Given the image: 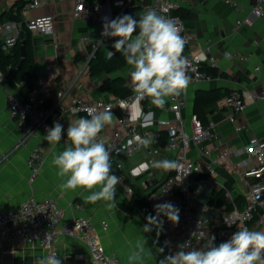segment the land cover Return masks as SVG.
<instances>
[{
	"label": "built area",
	"instance_id": "2783aa9c",
	"mask_svg": "<svg viewBox=\"0 0 264 264\" xmlns=\"http://www.w3.org/2000/svg\"><path fill=\"white\" fill-rule=\"evenodd\" d=\"M228 2L238 7L237 2ZM46 3L48 0H29L26 6L37 8ZM110 4L116 7V13L107 17L106 7ZM130 5L140 6L142 12L152 8L162 15L175 18L185 40L184 48L194 36L187 29L184 17L176 13L180 8L177 0H100L95 3L76 0L73 15L76 18L104 23L105 17L109 20L115 19ZM252 13L264 21V0H257ZM241 22L242 20H237V25ZM23 25L31 32L53 35L55 16L45 14L31 17ZM0 30L8 33L2 46L9 50L20 35V22H0ZM208 51L209 47L195 54L183 50L190 81L198 82L209 78L202 69L203 63L208 60ZM92 54L88 55L84 67L88 66ZM8 81L9 78L0 70V83ZM75 84L76 79L57 89L50 79L37 76L32 90L26 95L6 89L9 114L17 121L22 133L20 143L37 139L27 157L30 183L41 174L46 161V142L40 138L41 133L46 135V129L51 128L55 122L62 124L64 129L68 128L76 119L87 117L88 108L110 110L115 117L114 122L104 129L112 128V132L105 136L103 130L99 138L112 148V160L116 161L119 169L123 168L118 160L121 154L132 156L142 150L148 153L149 167L154 158L164 151L170 152L169 160L178 164L176 169L165 172L164 178L146 192L147 201L140 210L142 214L155 215L154 205L164 202H170L179 208L180 219L176 225L161 216L164 220V231L160 235L161 245L163 247L165 241L170 242L164 255L174 253L178 250L177 245L185 241H190L193 248L200 247L203 243L200 236L192 235L197 231L215 235L216 244L228 240L239 228L264 231V137L252 136L247 147L236 149L217 137L215 122L204 123L197 114H192L188 130L183 116L187 100L181 93L168 98V109L173 116L158 119V124L166 128L165 145H128V141L134 136L152 137L151 131L147 127H141L132 117V106L136 101L143 100L137 98L132 82L127 83L130 94L114 100L71 96ZM68 99L70 102H67ZM257 99L264 100V89L261 92L248 90L245 93L234 90L225 95L223 107L231 110L227 119L234 123L236 131L243 128L238 123L237 114L244 111L250 100ZM63 136L62 140L69 143L67 135L63 133ZM213 139H217L213 146L205 144ZM242 154L245 157L232 162L230 169L231 172L239 174L243 186L242 191L236 192L228 182L217 178V168L228 166L235 156ZM118 178L120 182H125L123 173ZM147 184L146 181L142 182L145 187ZM163 189L167 191L162 193ZM127 192L133 193L131 185L127 186ZM62 196V193H55L38 198L31 194L17 207L0 209V251L12 253L17 243H27L44 248L45 258L53 254L59 257L58 241L62 235H70L80 238L86 244L87 255L81 253L78 257L88 264H121L116 254L105 250L90 217H73L59 224L64 218V210L60 206ZM220 196L224 199L222 202L219 201ZM101 226L106 229L108 222L103 220Z\"/></svg>",
	"mask_w": 264,
	"mask_h": 264
},
{
	"label": "crops",
	"instance_id": "0c3cea01",
	"mask_svg": "<svg viewBox=\"0 0 264 264\" xmlns=\"http://www.w3.org/2000/svg\"><path fill=\"white\" fill-rule=\"evenodd\" d=\"M25 1L29 0H0V14H4L3 18L17 15L20 30L23 28V23L31 17L45 14L55 16L53 35L32 32L37 76L50 79L57 89L67 86L76 79L71 96H84L92 99L114 100L117 97L102 89L101 82L105 78L121 76L125 79L127 87V83L131 81L130 67L127 64L116 68L111 73L96 76L90 75L89 66L84 67L88 55L94 53L97 48H100L105 57L109 58V52H115L112 48L114 38L101 36L103 23L74 17L73 10L76 0H48V3L37 8H28ZM98 1L100 0H87V3ZM177 1L180 9L190 12L189 17H184V19L187 29L194 34L184 48L185 51L195 54L209 47L208 60L203 63L209 78L198 82L190 81L187 89L182 92L187 100L183 109L187 129H190L192 114H197L196 106L201 104L208 122L216 123L218 138L232 144L236 149L247 147L252 136L264 137V100H250L244 111L237 114L238 123L243 125L239 131H236L234 123L227 119L231 110L224 108L223 103L225 95L231 91L237 90L245 93L248 90L261 92L264 89V21L252 13L257 0H230L237 2L238 7L231 5L228 0ZM106 12V16L111 17L115 15L116 7L113 4L107 5ZM239 19L242 22L237 25ZM12 20L7 19L0 22L5 24ZM7 34V31L0 30L2 45ZM98 41H103V44ZM11 51L12 48L5 50L7 53ZM0 70L3 71L1 68ZM8 88L20 93L9 81L0 83V209L17 207L31 194L43 198L62 193L60 206L64 210V218L59 224L73 217H90L105 250L116 254L121 264H128L129 252L137 240L144 236L147 238L146 246L151 249L152 254H145L143 264H158L164 256V253L156 252L158 247H162L161 240L157 241L152 232H142L146 220L141 211L131 213L122 208L121 203L131 196L127 192V186L131 185L130 182L145 188L147 192L164 178L165 171L149 167L146 151H139L132 156L121 154L118 157L123 167L121 170L130 182H121L116 185L115 207L109 209L103 201L95 204L85 203L83 196L88 195V192L79 188L74 191L60 189L62 178L57 176L58 169L52 163L54 157L70 142L62 140L57 146L52 147L48 145L44 139L45 135L41 133L40 138L46 142V161L41 174L33 183H30L27 157L37 139L32 138L24 144L20 143L21 130L8 110L6 98ZM213 89H221L222 96L204 104L201 98L203 91ZM227 89L229 92L224 93ZM67 102H70V99ZM168 106V99L164 108L160 109L148 98L136 101L132 106L133 119L139 122L141 127H147L151 131L154 145H160L163 140L160 130L166 131L164 126L158 124V119L173 116ZM111 132L112 128L104 129L105 136ZM216 142L217 139H213L205 144L213 146ZM121 156L129 160L136 156L137 159L130 161L125 167L120 159ZM170 156V152L164 151L155 157L154 161L169 160ZM244 157L245 154L235 156L228 166L217 168V178L228 182L236 192L242 191L243 186L239 174L231 172L230 169L232 162ZM147 169L149 172L146 175L136 179ZM143 181L148 182L147 187L142 185ZM103 220L108 222L106 229L101 226ZM58 251V258L62 260V264H88L78 257L81 253L87 255V246L78 237L62 235L58 241ZM45 256V249L38 245L17 243L12 253L0 251V264H38L39 260L44 259Z\"/></svg>",
	"mask_w": 264,
	"mask_h": 264
},
{
	"label": "clouds",
	"instance_id": "9594fccd",
	"mask_svg": "<svg viewBox=\"0 0 264 264\" xmlns=\"http://www.w3.org/2000/svg\"><path fill=\"white\" fill-rule=\"evenodd\" d=\"M138 18L125 14L115 19L104 18L102 37L114 38L112 48L123 55L130 67L133 91L138 99H150L156 107L163 109L167 99L181 95L189 85L187 60L183 56L185 40L175 18H170L149 8L137 14ZM103 44V41H98ZM109 52V56H113ZM228 56V54H226ZM87 117H80L68 125L67 140L70 141L52 161L62 178L61 190L82 189L89 194L83 196L85 203L103 201L109 209L115 207L114 199L119 178L112 171V148L99 138L106 126L114 122L110 110L100 111L88 108ZM64 128L55 122L46 129L44 139L48 145L57 146L62 139ZM154 141L152 137L134 136L128 145L137 143L147 147ZM151 167L165 172L176 169L175 161L164 159L152 162ZM163 189L161 192H166ZM155 215L146 217L143 233L155 230L157 241L163 233L166 217L173 225L179 223V208L170 202L154 205ZM231 226V225H229ZM201 228V225H198ZM199 235L203 241L193 248L190 241L177 245V251L164 255L158 264H264V231L239 228L226 241L216 244L215 235L205 231ZM169 241L156 252L163 254ZM147 238L142 236L127 256L128 264H143L145 254L151 255ZM38 264H62L55 254L39 260Z\"/></svg>",
	"mask_w": 264,
	"mask_h": 264
},
{
	"label": "trees",
	"instance_id": "16d2710c",
	"mask_svg": "<svg viewBox=\"0 0 264 264\" xmlns=\"http://www.w3.org/2000/svg\"><path fill=\"white\" fill-rule=\"evenodd\" d=\"M25 3H23V5ZM141 10V7L138 5H130L121 13L120 16L128 14L138 18L137 14L142 13ZM176 13L185 18L189 17L190 15V12L188 10H182L180 8L176 11ZM3 17L4 14L1 13L0 21H5L7 19H19L17 15H10L7 18ZM22 41H24L25 56L23 57V63L17 69L15 75L12 76L13 71L18 67L22 59V51L20 48ZM124 65H126V62L123 55L114 52L113 56L106 58L104 52L100 48H97L94 51L88 63L91 76H96L102 73H111L116 68L122 67ZM0 68L3 70L2 72L5 73V75L9 78L10 84L14 88H17L21 94L26 95L32 90L34 80L37 77V72L32 46V32L27 29L25 25H23V28L20 31V35L17 38L16 43L12 47V51L10 53L5 52L0 41ZM202 69L205 70L208 74V71L205 69V67H202ZM101 83L102 89L111 92L117 97H126L130 94V90L125 86V79L121 76L114 78H105ZM226 92H229V89H227L224 93ZM222 94L223 93L221 89L203 91V95L201 97L202 102L206 104L211 100L220 98ZM196 113L198 116H200L201 119H203L204 123L208 122L207 118L203 114L201 104H198L196 106ZM64 134L67 135V128L64 129ZM160 136L163 139L160 145L163 146L165 145L167 139L166 131L161 129ZM112 171L113 174H115L117 177L123 173V171L117 167V163L115 160H112ZM125 182H130L127 177L125 178ZM118 183L121 182L119 181ZM130 184L133 187V193L130 197H127L121 203V206L126 211H129L131 213H138L141 207L147 201L146 189L133 182H130ZM223 200L224 199L222 198V196H220L219 201L222 202ZM148 215L149 214L147 213L144 214L145 220ZM152 233L156 236L155 230H153ZM160 239L161 236H159L158 240L160 241Z\"/></svg>",
	"mask_w": 264,
	"mask_h": 264
},
{
	"label": "water",
	"instance_id": "95a60500",
	"mask_svg": "<svg viewBox=\"0 0 264 264\" xmlns=\"http://www.w3.org/2000/svg\"><path fill=\"white\" fill-rule=\"evenodd\" d=\"M20 48H21V51H22V53H21V55H22V59H21L19 65H18V67L13 71L12 76L15 75L17 69H18V68L21 66V64L23 63V57L25 56L24 41H22V43H21V45H20ZM148 172H149V169H147L146 171H144V172H142L141 174H139V175L136 177V179H139V178L143 177V176L146 175Z\"/></svg>",
	"mask_w": 264,
	"mask_h": 264
},
{
	"label": "rangeland",
	"instance_id": "374dc122",
	"mask_svg": "<svg viewBox=\"0 0 264 264\" xmlns=\"http://www.w3.org/2000/svg\"><path fill=\"white\" fill-rule=\"evenodd\" d=\"M120 159L123 162V164L125 165V167H127L130 161H133V160L135 161L137 158H136V156H134V157H132L131 160H129L126 157L121 156Z\"/></svg>",
	"mask_w": 264,
	"mask_h": 264
}]
</instances>
